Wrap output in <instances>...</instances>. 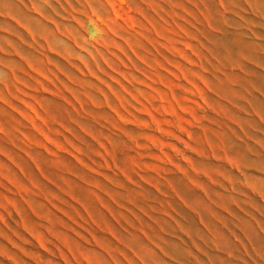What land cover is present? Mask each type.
Listing matches in <instances>:
<instances>
[{
  "label": "rangeland",
  "instance_id": "374dc122",
  "mask_svg": "<svg viewBox=\"0 0 264 264\" xmlns=\"http://www.w3.org/2000/svg\"><path fill=\"white\" fill-rule=\"evenodd\" d=\"M0 264H264V0H0Z\"/></svg>",
  "mask_w": 264,
  "mask_h": 264
}]
</instances>
